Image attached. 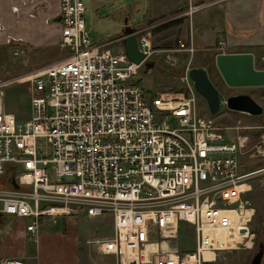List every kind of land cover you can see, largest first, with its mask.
I'll return each mask as SVG.
<instances>
[{
	"label": "built area",
	"instance_id": "1",
	"mask_svg": "<svg viewBox=\"0 0 264 264\" xmlns=\"http://www.w3.org/2000/svg\"><path fill=\"white\" fill-rule=\"evenodd\" d=\"M84 12L83 0H60L68 53L26 80H0V177L11 167L18 185L0 188V216L28 219L31 235L40 219L109 217L112 233L86 244L113 264H217L221 251L251 248L249 194L264 186V165L245 169L240 157L264 159V138L250 146L199 114L188 70L182 89L146 90L136 77L155 53L147 28L135 30L144 56L135 63L113 41L94 43ZM189 42L178 48L193 52ZM25 81L30 117L18 120L2 88ZM182 223L193 248L180 246Z\"/></svg>",
	"mask_w": 264,
	"mask_h": 264
},
{
	"label": "crops",
	"instance_id": "2",
	"mask_svg": "<svg viewBox=\"0 0 264 264\" xmlns=\"http://www.w3.org/2000/svg\"><path fill=\"white\" fill-rule=\"evenodd\" d=\"M178 8L183 10L163 19L183 17V20H187L191 16L195 17L197 27L192 38L203 55L207 51L217 50L213 55L215 68V57L218 54L249 53L253 56L254 68L264 71V0H149L144 20L162 19ZM193 8L196 10L192 11ZM61 33L60 0H0V47L17 46L23 54L30 56L39 51L44 52L46 56L43 59L51 60L42 65H34L29 70L56 63L65 57L60 55L64 50L59 46ZM121 36L120 33L115 39ZM116 43L120 46L112 49L118 51L122 47L121 40ZM14 48L12 53L18 50ZM193 67L206 70L203 64ZM242 88L260 89L258 92L253 90L238 94L251 96L261 106L263 116L260 119L264 120V86ZM240 113L249 117L247 113ZM262 127L264 129V124ZM228 130L229 137L236 135ZM261 137L264 138V131L258 139ZM12 170L11 167L7 168L5 175L0 177V188H6L8 181L5 176L7 173L11 175ZM80 217L84 215L40 219L36 234L31 235L25 229L28 219L1 216L0 260L21 258L25 264H64L55 258V254L60 251L59 247L63 246L70 258L67 260L65 254V264H82L83 255L89 247L86 240L91 238L84 240L78 231L76 221Z\"/></svg>",
	"mask_w": 264,
	"mask_h": 264
},
{
	"label": "rangeland",
	"instance_id": "3",
	"mask_svg": "<svg viewBox=\"0 0 264 264\" xmlns=\"http://www.w3.org/2000/svg\"><path fill=\"white\" fill-rule=\"evenodd\" d=\"M149 0H83L85 4L84 21L89 30L91 40L98 44L104 41H113L109 46L117 49L120 46L115 38L122 32L126 24L132 28H147L150 33V40L155 53L150 59L153 63L152 68L145 70L141 67L136 80H140L146 90L151 92L177 91L182 89L184 84L181 78L186 71L198 64L206 67L207 75L213 85L219 91L221 105L218 112L212 115V118L219 124L228 127V131L236 133H245L249 137L250 146L258 142L259 134L264 120L261 115H243L239 111H233L226 107L225 99L235 93H249L253 90L248 88H237L227 86L221 78L219 72L214 66L213 55L217 50L207 51L203 55L197 49L196 41L192 38L195 35L197 23L195 17H189L179 23H173L167 28H160L164 23L172 19H163L166 17L145 19L146 8ZM191 12H189V15ZM169 17V16H167ZM179 19V18H178ZM191 38L194 51L189 52L178 48V41L189 44ZM188 46V45H187ZM12 47V48H11ZM16 47L17 55L12 53ZM10 48V49H9ZM17 46L0 47V80L21 77L34 72L29 70L34 65H42L51 60H44V52H36L25 55ZM22 53V54H21ZM67 49H64L60 55H66ZM38 69V68H37ZM205 69V68H204ZM2 101L6 111L12 113L18 120L28 118L30 114L29 95L30 83H13L2 88ZM197 109L199 114L209 115L205 100L196 95ZM250 127V129H244ZM244 162L245 169L253 170L264 165V159L249 157V153L240 157ZM20 168H18V171ZM253 207L255 209L252 220L249 224L251 232L254 234L253 245L251 248L239 246L219 252L217 264H250L254 257L260 242L264 243V186L259 183L254 184L252 194H249ZM76 227L83 235L84 240L94 237L108 236L112 233V224L109 217L104 218H77ZM180 246L181 248L194 247V234L192 228L185 223L180 225ZM63 249V250H61ZM55 258L63 261L65 264V254L63 246L59 247ZM86 250V249H85ZM188 250V249H187ZM61 252H63L61 254ZM68 256V254H67ZM82 264H113L109 257L99 255L93 247L89 246L83 255ZM67 260H70L69 256ZM66 260V261H67ZM264 264V253L261 263Z\"/></svg>",
	"mask_w": 264,
	"mask_h": 264
},
{
	"label": "water",
	"instance_id": "4",
	"mask_svg": "<svg viewBox=\"0 0 264 264\" xmlns=\"http://www.w3.org/2000/svg\"><path fill=\"white\" fill-rule=\"evenodd\" d=\"M121 45L128 58L139 63L144 56L137 48L136 31L128 26L125 20V26L122 29ZM215 65L221 78L229 87H256L264 86V71L256 70L253 64L251 54L231 53L218 54L215 57ZM147 68H152L153 63L147 62ZM188 76L193 83L195 92L201 96L207 105L209 114L215 115L221 105L219 91L210 81L206 70L203 67H192L188 70ZM226 107L233 111H240L249 115H260L261 106L247 94H235L225 99ZM11 185L17 188L15 178L10 179ZM264 253V243L260 242L258 249L252 258L250 264H260Z\"/></svg>",
	"mask_w": 264,
	"mask_h": 264
},
{
	"label": "trees",
	"instance_id": "5",
	"mask_svg": "<svg viewBox=\"0 0 264 264\" xmlns=\"http://www.w3.org/2000/svg\"><path fill=\"white\" fill-rule=\"evenodd\" d=\"M182 10H183V8H178V9H176L175 11L169 13L168 15H166V16H164V17L176 15V14H178V13H179L180 11H182ZM181 21H182V20H181L180 18H179V19H175V20H172V21H169V22H167V23L162 24V25L160 26V28L164 29V28L169 27V26L172 25L173 23H179V22H181ZM12 171H13V170H12ZM13 173H14V171L12 172V175H13ZM6 187H11V186L8 184V182L6 183Z\"/></svg>",
	"mask_w": 264,
	"mask_h": 264
},
{
	"label": "bare ground",
	"instance_id": "6",
	"mask_svg": "<svg viewBox=\"0 0 264 264\" xmlns=\"http://www.w3.org/2000/svg\"><path fill=\"white\" fill-rule=\"evenodd\" d=\"M27 76H28V75H25V76H22V77H20V78L23 79V80H26ZM218 237H219L222 241L225 240V235H224V234H221V235H219Z\"/></svg>",
	"mask_w": 264,
	"mask_h": 264
},
{
	"label": "flooded vegetation",
	"instance_id": "7",
	"mask_svg": "<svg viewBox=\"0 0 264 264\" xmlns=\"http://www.w3.org/2000/svg\"><path fill=\"white\" fill-rule=\"evenodd\" d=\"M9 177H10V173H7L6 176H5V179L8 181Z\"/></svg>",
	"mask_w": 264,
	"mask_h": 264
}]
</instances>
